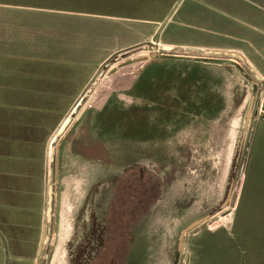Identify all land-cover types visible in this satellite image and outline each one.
Returning a JSON list of instances; mask_svg holds the SVG:
<instances>
[{"label":"rangeland","instance_id":"rangeland-1","mask_svg":"<svg viewBox=\"0 0 264 264\" xmlns=\"http://www.w3.org/2000/svg\"><path fill=\"white\" fill-rule=\"evenodd\" d=\"M73 8L162 21L164 36L185 46L137 48L110 59L55 133L45 199L38 190L28 205L38 230L42 215L37 264H50L65 228L66 264H175L177 256V264H264V0H74ZM81 18L82 30L116 29L124 39L148 28ZM155 57L183 60L162 67L172 73L160 89L164 97L135 89L115 96L106 118L96 116L101 87L123 77L107 91L123 85L128 92L140 63ZM194 69V80L181 87L178 75ZM94 70L83 68V77ZM133 111L155 130L131 131ZM118 117L124 119L113 128ZM58 162L61 174L71 166L73 178H57ZM33 250L29 244L23 251Z\"/></svg>","mask_w":264,"mask_h":264},{"label":"crops","instance_id":"crops-1","mask_svg":"<svg viewBox=\"0 0 264 264\" xmlns=\"http://www.w3.org/2000/svg\"><path fill=\"white\" fill-rule=\"evenodd\" d=\"M73 7L74 0H0V264L38 263L39 244L43 242L42 215L38 230L28 205H32L38 190L45 199L47 179L54 173L49 158L54 162L55 149L53 147L51 152L50 148L55 133L60 131L69 113L81 104L79 99H84V93L91 92L89 85L100 68L118 54L137 48L165 49L164 46L169 45L172 47L169 50H174L185 46L164 36L160 28L162 21L145 19L141 22L129 15L77 11ZM79 17L83 21L107 24L136 21L148 28L137 30L134 36L124 39L116 29L82 30L77 21ZM227 51L241 55L258 70L244 52ZM87 52L102 54L87 64L84 59ZM150 61L143 60L140 67ZM89 66L95 70L84 78L83 68ZM163 70L160 68L158 72H165ZM258 71L264 79V71ZM139 76L133 78L131 84L132 89H138V96L147 88L144 82H150L153 74ZM123 88L122 85L116 97L129 93ZM112 104L115 105L114 101ZM104 110L113 111L110 101L101 103L96 116L105 115L106 118ZM136 112L132 113L137 117L136 123H132L135 134L136 130L142 132ZM84 113L86 108L81 116ZM111 122L115 128L117 120ZM152 128L144 124L142 130L151 131ZM62 153L67 159L64 149ZM70 168L61 174L59 164L57 178L66 174L73 178ZM85 168L84 164V171L80 173L85 175ZM82 179L80 176V186ZM29 244L33 245V252L23 251Z\"/></svg>","mask_w":264,"mask_h":264},{"label":"water","instance_id":"water-1","mask_svg":"<svg viewBox=\"0 0 264 264\" xmlns=\"http://www.w3.org/2000/svg\"><path fill=\"white\" fill-rule=\"evenodd\" d=\"M164 48L165 49H172V47L171 46H169V45H165L164 46ZM196 50H200L199 48H195ZM195 71H196V69H194V71H192L190 74L189 73H186L185 72V74H183V73H181L180 75H178V78H180L181 77V80H182V82H181V87H185V88H188V86H189V80H194L193 78H194V74H195ZM168 72V71H167ZM169 74L167 75L166 74V72H158V73H156V74H153V79H151L150 80V82H144L145 84L144 85H146L147 86V88H144V91H142V93H141V95L142 96H146V97H148V96H150V95H152V94H158V92H159V95L160 96H162V97H164V94L163 93H160V89L161 88H163L162 86H163V83H166V82H168L169 81V78H171V80H172V73H170V72H168ZM256 76L258 77V78H261V76L260 75H258V74H256ZM130 77V76H129ZM121 78H123V77H114V79H112V81H111V83L110 82H106L107 84L104 86L103 85V89H104V91L105 90H107V88L109 87V85L111 86V84H113L115 81H117V80H119V79H121ZM155 78H158V80L159 81H155L154 79ZM173 83H174V80H173ZM132 84V83H131ZM142 88V87H141ZM124 90H125V88H124ZM134 89H130V90H128V92H129V94L131 93V95H132V91H133ZM188 90H190V88L189 89H187V91ZM103 91V90H102ZM103 91V92H104ZM140 95V96H141ZM78 106V105H77ZM251 106H252V104H251ZM251 106H250V108H249V110H248V112H247V117L249 116V114H250V110H251ZM116 109H119L118 108V106H117V108H115V110ZM105 116V115H104ZM129 118H130V120L132 121V120H135V121H133L132 123H136V118L137 117H135V116H133V114H130V116H129ZM103 119V118H102ZM124 118L123 117H118V118H116V120H117V122L118 121H120V120H123ZM142 119V120H141ZM141 119H140V127L139 128H141V129H139V130H141L142 131V127H143V125L145 124V126H147L148 125V121L149 120H144V118H142L141 117ZM146 121V122H145ZM142 126V127H141ZM134 127H137L136 126V124L134 125ZM63 128V127H62ZM62 128L60 129V131H62ZM131 131H132V129H133V126L131 125ZM147 130V129H146ZM153 130H155V128H152V130L151 131H153ZM138 131V130H137ZM148 131H150V130H148ZM134 132V131H133ZM206 218L207 217H205V218H202V219H199V220H195L194 222H192L191 224H189L188 226H187V228L185 229V232H187L188 230H190V229H192V228H194V227H196V226H198L199 224H201L203 221H205L206 220ZM184 232V233H185ZM59 241V240H58ZM58 244V243H57ZM66 244V243H65ZM65 244H64V248H63V250H64V252H63V250L60 248L59 250L57 249V247H55V250H54V252H53V254H52V257H51V261H50V264H53V261H54V258H56V256L58 255V254H60V255H62V256H64L65 255V257H66V247H65ZM60 253H59V252ZM177 261H178V256H177V258H176V260H175V264H177Z\"/></svg>","mask_w":264,"mask_h":264},{"label":"flooded vegetation","instance_id":"flooded-vegetation-1","mask_svg":"<svg viewBox=\"0 0 264 264\" xmlns=\"http://www.w3.org/2000/svg\"><path fill=\"white\" fill-rule=\"evenodd\" d=\"M157 55V54H156ZM175 59V58H174ZM174 59H169V58H165V59H163V60H159V58H157V57H155V58H152V60L150 61V63H147V64H145V66L142 68L143 70L141 71V73H139L138 75H140L139 77H145V75H150V74H154L155 72H158L159 71V68H162V67H165L166 66V62L168 61H170V60H174ZM179 60H182V59H179ZM175 61V60H174ZM158 67V68H157ZM136 78V76L134 77V79ZM123 79V78H122ZM120 80V82H122V80L121 79H119ZM142 82H144V81H142ZM141 82V83H142ZM116 83V82H115ZM137 84H138V82H136ZM141 83H139V84H141ZM137 84H136V86H137ZM112 86L114 85V83L113 84H111ZM110 86V85H109ZM111 87V86H110ZM109 88V87H108ZM121 89V86H119V87H117V86H115V88H114V90L111 92L110 90L109 91H107V90H105L104 91V89H103V86L101 87V89H100V91L98 92L99 94H98V96H97V99L98 100H100L99 101V103L101 102H104V104H107L109 101L111 102V101H114V98H115V96H117V94L120 92H118V90H120ZM104 92H103V91ZM113 99V100H112ZM101 103H100V105H101ZM100 105H98L97 107H96V110L95 111H97V108L100 106ZM108 106V105H107ZM106 108V107H105ZM104 108V109H105ZM86 111H87V109H86ZM233 128L234 129H236V121H234V123H233ZM76 137V136H75ZM66 148H67V146H66ZM71 149V148H70ZM65 150V149H64ZM72 150V149H71ZM65 221V220H64ZM67 235H69V231H68V229L67 228H65L64 230H63V234H62V236L60 237V239H59V241H58V244L56 245V247H57V249L59 250L60 248L63 250V248H64V244L66 243V241H67ZM99 235H100V237H101V235H102V233H99ZM59 252V251H58ZM63 252H64V250H63ZM60 253V252H59ZM59 255L60 254H58L57 256H56V258H54V261H53V264H66V262H65V260H66V257H65V255L64 256H61V260H59Z\"/></svg>","mask_w":264,"mask_h":264},{"label":"bare ground","instance_id":"bare-ground-1","mask_svg":"<svg viewBox=\"0 0 264 264\" xmlns=\"http://www.w3.org/2000/svg\"><path fill=\"white\" fill-rule=\"evenodd\" d=\"M169 49V48H168ZM144 54V53H143ZM69 121V118L68 119H66V121H65V123H67ZM64 127H65V124L63 125V128H62V130L64 129ZM61 256L62 255H59V260H61L62 258H61Z\"/></svg>","mask_w":264,"mask_h":264},{"label":"trees","instance_id":"trees-1","mask_svg":"<svg viewBox=\"0 0 264 264\" xmlns=\"http://www.w3.org/2000/svg\"><path fill=\"white\" fill-rule=\"evenodd\" d=\"M237 157H238V156H237ZM237 157H236L235 160H234L233 170H235V167H236V164H237V163H236ZM233 170H232V171H233Z\"/></svg>","mask_w":264,"mask_h":264}]
</instances>
